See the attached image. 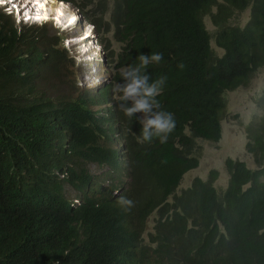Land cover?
Masks as SVG:
<instances>
[{
    "label": "trees",
    "instance_id": "trees-1",
    "mask_svg": "<svg viewBox=\"0 0 264 264\" xmlns=\"http://www.w3.org/2000/svg\"><path fill=\"white\" fill-rule=\"evenodd\" d=\"M66 1L97 30L113 81L141 53L164 54L144 71L167 77L156 99L175 128L164 144L140 143L142 114L129 120L117 102H50L64 60L56 39L44 26L3 32L1 55L34 52L0 64V264H264V95L262 115L245 126L256 168L227 158L224 187L210 171L180 190L199 166L198 141L221 138L225 93L264 66V0ZM246 10L243 27L229 24ZM90 164L117 175L96 185Z\"/></svg>",
    "mask_w": 264,
    "mask_h": 264
},
{
    "label": "clouds",
    "instance_id": "clouds-1",
    "mask_svg": "<svg viewBox=\"0 0 264 264\" xmlns=\"http://www.w3.org/2000/svg\"><path fill=\"white\" fill-rule=\"evenodd\" d=\"M42 26L49 30L56 39L57 48L64 53L59 91L51 95L50 102H67L71 96H78L85 102H117V111L129 120L137 113L142 114L138 118L142 126L138 142L151 143L154 138H158L161 144L167 142L169 134L175 128L174 115L160 110V102L156 99L163 92L167 77L150 80L144 71L149 65L159 64L164 59L162 52H152L150 55L141 53L136 57L138 62L122 66L119 69V79L113 81V70L99 41L97 30L73 4L66 0L0 2V49L6 44V39L1 37L3 32L10 34L15 28L20 33L24 29ZM30 39L40 43L38 33L31 35ZM33 52L25 47L16 50L10 57L0 54V64ZM178 67L182 69L183 63ZM17 71L20 77L25 74L22 69ZM18 78L15 75L11 79ZM116 175L107 168V177ZM123 176L126 174L121 176V180ZM99 186L106 187L107 181ZM125 189V185L119 184V189L113 195L117 196ZM117 203L127 206L125 210L134 206V202L124 196H120Z\"/></svg>",
    "mask_w": 264,
    "mask_h": 264
},
{
    "label": "rangeland",
    "instance_id": "rangeland-1",
    "mask_svg": "<svg viewBox=\"0 0 264 264\" xmlns=\"http://www.w3.org/2000/svg\"><path fill=\"white\" fill-rule=\"evenodd\" d=\"M249 18V10L235 15L230 21V25L243 27ZM205 26L209 32L214 31L208 17L205 18ZM117 48L115 43H111ZM216 52L221 51L212 45ZM264 95V66L260 68L249 80L246 87H240L234 91L225 93L226 100V118L221 122L222 135L217 143L199 140L201 146V157L199 166L188 172L180 184V190L190 185L191 181L199 177L206 180L210 171L218 172L219 178L217 186L224 187L228 176L224 168L225 159H234L243 161L246 165L255 169L253 158L245 150V126L250 122L252 117L262 115L261 98ZM90 173L94 176V183H106L107 168H99L94 164L88 166ZM110 174V173H109ZM127 176H123L122 184L128 182ZM65 192L69 198H76L78 192L65 184ZM76 202V201H74ZM155 214L148 222L149 229L153 226Z\"/></svg>",
    "mask_w": 264,
    "mask_h": 264
},
{
    "label": "snow or ice",
    "instance_id": "snow-or-ice-1",
    "mask_svg": "<svg viewBox=\"0 0 264 264\" xmlns=\"http://www.w3.org/2000/svg\"><path fill=\"white\" fill-rule=\"evenodd\" d=\"M0 2H2V0H0ZM25 16H27V13H25Z\"/></svg>",
    "mask_w": 264,
    "mask_h": 264
}]
</instances>
